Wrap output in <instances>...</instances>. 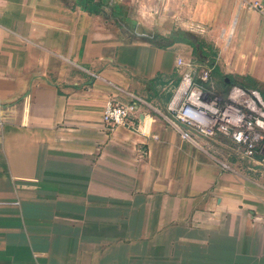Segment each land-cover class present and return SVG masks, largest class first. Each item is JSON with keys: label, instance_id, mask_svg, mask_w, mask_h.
I'll return each instance as SVG.
<instances>
[{"label": "crops", "instance_id": "obj_1", "mask_svg": "<svg viewBox=\"0 0 264 264\" xmlns=\"http://www.w3.org/2000/svg\"><path fill=\"white\" fill-rule=\"evenodd\" d=\"M155 4L0 0V264H264V171L228 139L144 108L102 122L108 101L170 102L176 59L198 61L152 42L175 31L211 33L198 62L264 93V0Z\"/></svg>", "mask_w": 264, "mask_h": 264}, {"label": "built area", "instance_id": "obj_2", "mask_svg": "<svg viewBox=\"0 0 264 264\" xmlns=\"http://www.w3.org/2000/svg\"><path fill=\"white\" fill-rule=\"evenodd\" d=\"M251 6L262 9L258 3H252ZM175 67L181 78L167 106L168 115H162L167 124L179 134L181 140L194 145H198L197 136L224 137L233 144L239 158L251 170L261 168L260 171H264L262 94L235 84L222 94L217 91L212 70L207 65L177 58ZM140 108L161 114L138 97H133V102L128 105L106 102L102 112L105 129L111 131L127 125L132 114H136ZM222 166L228 168L227 165Z\"/></svg>", "mask_w": 264, "mask_h": 264}, {"label": "rangeland", "instance_id": "obj_3", "mask_svg": "<svg viewBox=\"0 0 264 264\" xmlns=\"http://www.w3.org/2000/svg\"><path fill=\"white\" fill-rule=\"evenodd\" d=\"M109 1V0H107ZM148 1H153V2H156L155 6L151 9V12L154 13V14H159V7H158V4H159V0L155 1V0H116L117 4L121 7V8H126V9H132V10H135L137 11V9L139 10V7L143 8V10H145V4L148 2ZM113 2V1H112ZM111 2V3H112ZM143 5V6H142ZM112 6H114L112 4ZM139 31L140 29L137 28ZM196 42L197 43H202L206 46H211V33L207 34V33H204V32H200L198 33V35H196ZM187 57V60L186 61H190L192 63H196L198 64L199 62L197 60H195L193 58V56H190L188 54H186ZM212 77H213V80L215 81V85H216V88H217V91L219 93H221L222 91H226V89L228 88L227 86H225L222 82V79L220 77H215L213 74H212ZM234 83L236 84H245V83H242V82H239L238 80L234 79L233 80ZM246 86H248V84H246ZM171 93V91H169V89L167 88L166 90H164V92L162 93H158V97L160 99H163L164 95L165 94H169ZM163 96V97H162ZM262 96L264 97V93L262 92ZM148 100V99H147ZM148 103V102H147ZM149 104V103H148ZM169 104V103H168ZM168 104L165 106V108H157L156 106H152L154 107L155 109H157L161 114H158V113H154L156 114L158 117H160L166 124V120L162 117V115L166 116L168 115V111H167V106Z\"/></svg>", "mask_w": 264, "mask_h": 264}, {"label": "trees", "instance_id": "obj_4", "mask_svg": "<svg viewBox=\"0 0 264 264\" xmlns=\"http://www.w3.org/2000/svg\"><path fill=\"white\" fill-rule=\"evenodd\" d=\"M84 1L92 2L93 0H84ZM192 38L193 36L189 33H186L183 31H175L165 37H161L157 35L154 37L152 42L156 46L162 49L168 48L176 43L188 44L193 48V55L198 59L199 62H202V63L209 62L211 64V58H213L215 54L214 51L209 46H206L202 43H197L195 39L191 41ZM222 82L227 87L234 85V84L238 85L234 83L230 77H225L222 80ZM221 93L224 94L225 91L224 92L222 91Z\"/></svg>", "mask_w": 264, "mask_h": 264}, {"label": "water", "instance_id": "obj_5", "mask_svg": "<svg viewBox=\"0 0 264 264\" xmlns=\"http://www.w3.org/2000/svg\"><path fill=\"white\" fill-rule=\"evenodd\" d=\"M181 126L183 127V128H187L185 125H183V124H181ZM259 170H261V168H258Z\"/></svg>", "mask_w": 264, "mask_h": 264}]
</instances>
